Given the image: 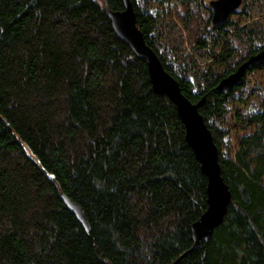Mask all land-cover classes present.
I'll list each match as a JSON object with an SVG mask.
<instances>
[{
    "label": "trees",
    "instance_id": "16d2710c",
    "mask_svg": "<svg viewBox=\"0 0 264 264\" xmlns=\"http://www.w3.org/2000/svg\"><path fill=\"white\" fill-rule=\"evenodd\" d=\"M206 1L130 0L181 93L204 98L231 193L223 224L192 251L206 177L175 106L112 31L121 0H0V264H264V65L213 91L264 50V31L232 16L212 28ZM184 45L212 61L201 90L169 61Z\"/></svg>",
    "mask_w": 264,
    "mask_h": 264
},
{
    "label": "water",
    "instance_id": "95a60500",
    "mask_svg": "<svg viewBox=\"0 0 264 264\" xmlns=\"http://www.w3.org/2000/svg\"><path fill=\"white\" fill-rule=\"evenodd\" d=\"M122 11H108L113 33L130 50L145 62L153 92L165 96L174 106L177 116L184 127L185 141L191 148L201 173L206 177L207 208L198 221L191 226L192 251L200 250L202 243L211 238L213 231L220 227L231 200L228 186L223 182L218 164V154L212 135L206 127L198 109L204 103H191L182 93L177 81L162 67L154 51L149 48L142 33L136 26V14L130 0H121ZM243 0H210L207 8L210 12L212 28H221L228 19L238 12ZM264 65V50L249 57L235 72L222 79L213 89L217 94H228L243 84L247 71ZM60 199L77 221L88 231V224L81 208L60 195Z\"/></svg>",
    "mask_w": 264,
    "mask_h": 264
},
{
    "label": "rangeland",
    "instance_id": "374dc122",
    "mask_svg": "<svg viewBox=\"0 0 264 264\" xmlns=\"http://www.w3.org/2000/svg\"><path fill=\"white\" fill-rule=\"evenodd\" d=\"M209 1H206V5ZM243 4H245V14L234 15L231 19L239 22L241 26L264 31V0H243ZM169 61L174 70L190 81L194 90H201L206 86L209 79L205 74L214 68L205 52L194 51L188 45L180 47ZM247 80L249 88H252L254 78L249 76Z\"/></svg>",
    "mask_w": 264,
    "mask_h": 264
},
{
    "label": "bare ground",
    "instance_id": "6f19581e",
    "mask_svg": "<svg viewBox=\"0 0 264 264\" xmlns=\"http://www.w3.org/2000/svg\"><path fill=\"white\" fill-rule=\"evenodd\" d=\"M195 20V19H194ZM188 27H189V25H188ZM203 30V29H202ZM164 36V35H163ZM263 51V50H262ZM261 52V51H260ZM259 53V52H258ZM253 56V55H252ZM251 57V56H250ZM226 77V76H225ZM234 89V88H233Z\"/></svg>",
    "mask_w": 264,
    "mask_h": 264
},
{
    "label": "flooded vegetation",
    "instance_id": "af4514ba",
    "mask_svg": "<svg viewBox=\"0 0 264 264\" xmlns=\"http://www.w3.org/2000/svg\"><path fill=\"white\" fill-rule=\"evenodd\" d=\"M242 4H243V3H242ZM241 6H242V5H241ZM240 8H241V7H240ZM208 11H209V10H208ZM236 13H237V12H236ZM236 13H235V14H236ZM209 14H210V12H209ZM233 15H234V14H233ZM233 15H232V16H233Z\"/></svg>",
    "mask_w": 264,
    "mask_h": 264
}]
</instances>
